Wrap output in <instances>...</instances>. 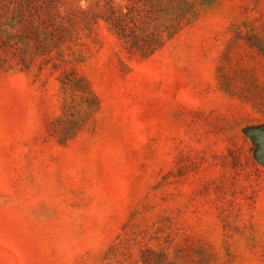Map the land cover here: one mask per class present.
I'll list each match as a JSON object with an SVG mask.
<instances>
[{
    "label": "rangeland",
    "instance_id": "rangeland-1",
    "mask_svg": "<svg viewBox=\"0 0 264 264\" xmlns=\"http://www.w3.org/2000/svg\"><path fill=\"white\" fill-rule=\"evenodd\" d=\"M56 13L0 38V264H264V0Z\"/></svg>",
    "mask_w": 264,
    "mask_h": 264
},
{
    "label": "trees",
    "instance_id": "trees-1",
    "mask_svg": "<svg viewBox=\"0 0 264 264\" xmlns=\"http://www.w3.org/2000/svg\"><path fill=\"white\" fill-rule=\"evenodd\" d=\"M58 2L59 0H0V38L4 37V42H7L13 37L17 39L16 42L22 43L29 40L30 34L34 32L37 37L46 39L48 37L46 25L55 20ZM130 7L131 5H128V11ZM5 14H8V21L2 22L1 17ZM123 15L124 13H120V17ZM109 21L117 28L119 38L132 50L148 54L161 44L158 34L152 39L142 40L134 31L127 30L121 18L115 20L110 18ZM174 32L175 25L171 24L168 35L171 36Z\"/></svg>",
    "mask_w": 264,
    "mask_h": 264
}]
</instances>
